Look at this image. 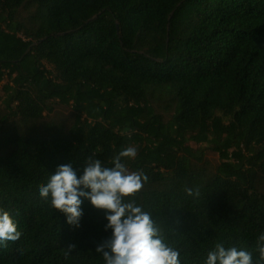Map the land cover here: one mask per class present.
<instances>
[{"label": "trees", "instance_id": "trees-1", "mask_svg": "<svg viewBox=\"0 0 264 264\" xmlns=\"http://www.w3.org/2000/svg\"><path fill=\"white\" fill-rule=\"evenodd\" d=\"M1 83L0 207L22 235L0 264H105V211L81 198L75 227L38 189L64 163L111 167L128 146L122 162L149 178L135 202L181 264H204L218 241L258 259L264 0H0ZM57 104L74 112L67 126Z\"/></svg>", "mask_w": 264, "mask_h": 264}, {"label": "clouds", "instance_id": "clouds-1", "mask_svg": "<svg viewBox=\"0 0 264 264\" xmlns=\"http://www.w3.org/2000/svg\"><path fill=\"white\" fill-rule=\"evenodd\" d=\"M137 149L123 148L112 158L111 167L103 166L98 158L89 156L82 167V174L71 163H64L39 186V195L49 201V206L63 212L67 223L80 226L81 207L87 199L105 211L111 236L96 247L105 264H181L179 249L166 242V237L152 213L137 205L135 197L148 181L142 170L130 171L123 158L135 159ZM189 196H199V191L186 188ZM127 198V199H126ZM22 232L10 210L0 207V246L20 239ZM76 247L67 246L68 251ZM254 261L252 251L236 246L225 247L221 242L207 253L204 264H260L264 261V233L257 238Z\"/></svg>", "mask_w": 264, "mask_h": 264}, {"label": "rangeland", "instance_id": "rangeland-1", "mask_svg": "<svg viewBox=\"0 0 264 264\" xmlns=\"http://www.w3.org/2000/svg\"><path fill=\"white\" fill-rule=\"evenodd\" d=\"M5 81H3V83ZM3 83L0 84V111L4 110V106H5L4 99L6 97V93L3 88ZM48 87H50L49 84H48ZM51 117L54 120L59 121L62 124L67 126L68 124H70V122L74 118V112L71 107L57 104L55 111L51 114ZM193 144L197 145L195 142H193ZM206 160H207L206 161L207 170L210 172L215 171L218 164L220 163L219 152L212 150V149L207 150ZM259 187L262 190H264V177H262L261 180L259 181Z\"/></svg>", "mask_w": 264, "mask_h": 264}]
</instances>
